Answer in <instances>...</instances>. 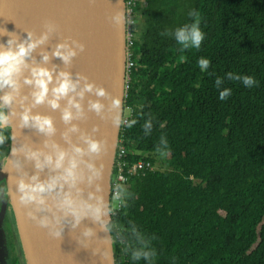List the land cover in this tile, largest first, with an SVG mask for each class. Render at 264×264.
<instances>
[{
  "label": "trees",
  "instance_id": "16d2710c",
  "mask_svg": "<svg viewBox=\"0 0 264 264\" xmlns=\"http://www.w3.org/2000/svg\"><path fill=\"white\" fill-rule=\"evenodd\" d=\"M194 20L204 39L182 50L173 33ZM134 24L123 117L137 123L120 132L133 195L112 219L150 239L151 264H264V0H138ZM162 136L165 167L155 168ZM139 160L154 169L127 174ZM117 172L116 163L112 181ZM117 230L116 264H148L131 259L135 237Z\"/></svg>",
  "mask_w": 264,
  "mask_h": 264
},
{
  "label": "clouds",
  "instance_id": "9594fccd",
  "mask_svg": "<svg viewBox=\"0 0 264 264\" xmlns=\"http://www.w3.org/2000/svg\"><path fill=\"white\" fill-rule=\"evenodd\" d=\"M189 15L196 17L199 13ZM108 20L117 31L123 28L126 22L124 7L114 11ZM42 29L39 34L25 30L27 35L24 39L15 32L3 29V35L9 38L6 43H0V92L3 93L0 95V146L8 140L12 146L6 163L2 165L9 173V183L5 189H0V194L7 196L28 220L46 229L53 239H62L66 227L72 233L80 230L75 240L84 248H88L93 239H99L104 247H95L92 253L99 254L101 260L108 264H113L114 230L122 229L116 231L118 237L130 232L138 245L131 249V259L151 264L155 251L150 239L145 238L134 225L124 228L112 219L118 207L126 206L133 194L117 183L112 185L111 194L106 199L102 183L105 173L102 157L110 151L107 139L95 138L98 125H94L89 132L78 123H73L86 121L90 112L102 121H111L116 129L122 125L132 128L137 121L131 119L123 124L121 98L112 96L105 87L90 81L87 75L80 72L74 74L69 70L73 59L85 50L80 41L67 37L56 43L51 52L41 50L40 62H36L33 54L59 30L51 20H45ZM173 35L182 50L199 49L204 39L197 20L190 26L178 28ZM52 58H59L64 68L58 70L57 65L49 67ZM209 65L210 60L206 58L198 60L201 71ZM227 75L229 79L242 80L247 87L256 84L253 77ZM220 83V78H217L216 86L219 87ZM25 88L28 90L25 91ZM229 95L230 90L225 89L220 92L219 99L224 101ZM40 106L60 112L65 127L59 134V140L56 139L58 129L54 118L33 111ZM151 126V122H147L145 132ZM6 129H11L10 135L4 133ZM23 129L34 130L37 136L42 137L40 146L23 135ZM73 135H76L75 140ZM161 144L163 146H159L157 151L163 156L168 147L163 136ZM28 165L32 168L31 174L26 170ZM85 220L95 227L81 228ZM98 232L107 235L101 238ZM125 250H129L127 246Z\"/></svg>",
  "mask_w": 264,
  "mask_h": 264
},
{
  "label": "water",
  "instance_id": "95a60500",
  "mask_svg": "<svg viewBox=\"0 0 264 264\" xmlns=\"http://www.w3.org/2000/svg\"><path fill=\"white\" fill-rule=\"evenodd\" d=\"M125 9L124 0H0V43H6L8 36L3 35V29L8 32H15L21 39L26 38L25 30H32L39 34L45 20H51L58 25V32L54 34L49 42L37 49L33 54L36 62H40L41 50L51 52L56 43L67 37L78 40L85 45V50L80 52L74 59L69 69L74 74L83 73L101 85L111 93L112 96H119L122 100V114L124 116V100L126 96V28L117 31L109 22L108 17L117 9ZM126 17V13H125ZM57 65L58 70L64 68L59 58H52L49 67ZM28 89L25 88V91ZM0 95H3L0 92ZM91 98L96 99L95 96ZM87 99L84 101L85 107ZM106 104L107 100H104ZM64 103L63 101L61 102ZM42 114L51 115L58 129L56 139H60V132L64 130V125L60 119L59 111H52L47 106H40L33 109ZM86 121H73L86 131H91L94 125L99 126V131L95 134L96 139H107L109 144V154L102 157L105 163L104 180L102 181L106 199L110 196L112 187V175L114 171L117 147L120 138L121 127L116 129L111 121H102L95 113H89ZM8 130V129H7ZM5 131V130H4ZM11 129H9V135ZM23 135L31 138L36 146L42 137L37 136L34 130L23 129ZM24 137H22L23 139ZM76 135H73V140ZM11 141L6 144L7 155L10 154ZM7 155L0 161V182L5 181L8 186L9 173L3 169ZM99 164L100 161H97ZM31 174L32 168L27 166ZM11 204L20 242L23 248L26 264H108L103 262L99 254L93 255L92 249L103 248L104 245L99 239H93L88 248L80 246L75 239L79 237V229L72 233L69 227L65 228L62 239H53L47 234V230L38 227L28 220L22 210L7 197L0 210V243L1 225L5 214L7 203ZM84 226L95 227L90 221L82 222ZM101 238L106 233L98 232ZM113 264H116V254L113 246Z\"/></svg>",
  "mask_w": 264,
  "mask_h": 264
},
{
  "label": "built area",
  "instance_id": "2783aa9c",
  "mask_svg": "<svg viewBox=\"0 0 264 264\" xmlns=\"http://www.w3.org/2000/svg\"><path fill=\"white\" fill-rule=\"evenodd\" d=\"M125 1V9H126V22H127V28H126V79H128L129 72L131 68L134 66V61L132 60L134 56V48H135V41L136 36L133 30L134 27V18L136 17V6L138 3V0H124ZM127 88V85H126ZM128 121L127 118L123 117V124H126ZM124 139L119 138L118 147H117V155L115 159V165L118 166V172L115 175L114 180L112 181V185L114 184H124L128 181V177L124 172L123 169V163L122 160L126 154V146L123 144ZM146 169H154V166L149 162H144L142 160H139L132 164L130 168L127 170V174L133 175L137 174L139 172H142Z\"/></svg>",
  "mask_w": 264,
  "mask_h": 264
},
{
  "label": "flooded vegetation",
  "instance_id": "af4514ba",
  "mask_svg": "<svg viewBox=\"0 0 264 264\" xmlns=\"http://www.w3.org/2000/svg\"><path fill=\"white\" fill-rule=\"evenodd\" d=\"M4 133L6 134L7 131ZM6 187L7 185L0 186V189H5ZM6 199L7 196L4 195L0 198V210ZM1 230L0 264H26L10 202L6 205Z\"/></svg>",
  "mask_w": 264,
  "mask_h": 264
},
{
  "label": "rangeland",
  "instance_id": "374dc122",
  "mask_svg": "<svg viewBox=\"0 0 264 264\" xmlns=\"http://www.w3.org/2000/svg\"><path fill=\"white\" fill-rule=\"evenodd\" d=\"M140 24H141V20H140ZM140 24H139V30L137 31V34L138 35H140V28H141V26L143 27V25L142 24L140 25ZM6 131H7V129L4 132H6ZM164 161H165V159H164L163 156L156 155V165H155V168H159V167H163L164 168L165 167Z\"/></svg>",
  "mask_w": 264,
  "mask_h": 264
},
{
  "label": "crops",
  "instance_id": "0c3cea01",
  "mask_svg": "<svg viewBox=\"0 0 264 264\" xmlns=\"http://www.w3.org/2000/svg\"><path fill=\"white\" fill-rule=\"evenodd\" d=\"M4 131V130H3Z\"/></svg>",
  "mask_w": 264,
  "mask_h": 264
}]
</instances>
